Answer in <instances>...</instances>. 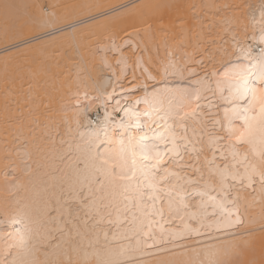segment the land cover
Returning a JSON list of instances; mask_svg holds the SVG:
<instances>
[{
	"label": "snow or ice",
	"instance_id": "snow-or-ice-1",
	"mask_svg": "<svg viewBox=\"0 0 264 264\" xmlns=\"http://www.w3.org/2000/svg\"><path fill=\"white\" fill-rule=\"evenodd\" d=\"M56 7L0 0L6 49L25 29L65 37L0 76L4 123L32 145L4 150L0 264H264V0ZM83 14L103 22L80 31ZM58 55L60 106L25 125L18 97ZM33 164L45 179L25 189Z\"/></svg>",
	"mask_w": 264,
	"mask_h": 264
},
{
	"label": "bare ground",
	"instance_id": "bare-ground-1",
	"mask_svg": "<svg viewBox=\"0 0 264 264\" xmlns=\"http://www.w3.org/2000/svg\"><path fill=\"white\" fill-rule=\"evenodd\" d=\"M14 1L20 2V3L22 1L23 2L25 1V3H28V4L34 2V0H14ZM49 1L51 2V5L55 6V3L57 4V1H54V0H49ZM72 1L74 2L73 5L88 3V2H102L105 5H116V4H120L124 2V0H72ZM169 1L170 0H138V2L141 4L166 3ZM175 1H178V0H175ZM199 2L200 3L201 2L211 3L213 2V0H200L197 3L199 4ZM216 2L220 4L233 3V2L239 3L241 2V0H216ZM257 2L259 3V0ZM173 3L175 4L176 2L173 1L171 4ZM247 3L253 4L251 0H247ZM255 3L254 5H257V3L256 4ZM55 10L59 11L62 15L73 11L71 6L65 7V8L56 7ZM75 11L79 12L80 10L76 9ZM122 18H125V17L119 16L116 21ZM83 19L85 20V23L77 26L78 30L80 31H86L89 28L93 30H97L98 25L103 22L102 18L100 17H98L96 21H92L88 18L87 14H83ZM125 19H128V18H125ZM136 19H138V17ZM195 32H196V29L193 31V37L195 36ZM19 38L21 39L16 41L15 47L11 44L7 45V49L5 48V46L0 47V70L5 68L6 62L8 65H16L17 63L22 62L24 58L26 57L38 56L40 54L39 48L41 44H47L53 47L58 46L60 43L63 42L65 37L62 36L60 33H55L54 35L49 36L46 33L41 32V31H37L36 34L33 35L31 29H25L21 37ZM193 43H195L194 39H193ZM189 52H191V49H189ZM72 55H75V53H72V52L68 53V56H72ZM84 55L89 60L90 66H91L92 57L88 53H84ZM153 55H154V51H153ZM161 55H163V49H161ZM68 56L61 57L58 55L55 61H52L49 64L47 72L46 73L41 72L39 77H37L38 82L37 80L33 81L31 91H29L28 85L25 84L24 89H23L24 94L18 97L20 101L19 103L20 112L24 113L26 117L24 121L25 125L31 124L33 119H37L41 123H48V121L46 120V116L51 113H46L45 108L50 107L53 110H55L60 106L61 97L68 87V84L66 83V81H68L69 75L73 74L72 67H73L74 61L69 59ZM145 58L147 59V55ZM96 59L98 61L99 58L97 57ZM57 61H59V66H57V63H56ZM92 71H93L94 77H102V82L107 81L111 75V72L109 70H104L101 72L99 67L92 69ZM29 111L33 113L31 117L27 115ZM13 113L19 114L16 112V106L13 107ZM91 114L94 116L93 117L89 116V119L96 121L97 119H99L100 116H102V110L98 113L94 109L92 110ZM15 127H16L15 125L6 126L4 123L3 96L0 95V205H2L3 198L5 195L4 188H3V185H4L3 172H4V166H5V161L3 157L5 155V151H4L5 147L7 146L8 150L12 151L13 154H15L14 150L19 149L21 145H27L29 149H31L32 147L31 137L27 135L28 128L25 127L24 135L17 138L15 134ZM6 128H7V131H6ZM19 175H20V183L25 186V189H27L31 184H39L45 179L43 172L36 170L35 164H33V174L31 176L23 172H20ZM26 194H27L26 191L21 192L22 196ZM255 238L259 242L260 234L257 233Z\"/></svg>",
	"mask_w": 264,
	"mask_h": 264
},
{
	"label": "rangeland",
	"instance_id": "rangeland-1",
	"mask_svg": "<svg viewBox=\"0 0 264 264\" xmlns=\"http://www.w3.org/2000/svg\"><path fill=\"white\" fill-rule=\"evenodd\" d=\"M54 1H57V4L55 3V6H57V8H65V7H69V6H72L73 5V1L72 0H69V1H67V0H54ZM174 2H176L175 4H177L179 1V3L180 4H193V3H196V4H198L197 2L198 1H200V0H178V1H175V0H173ZM173 1H169V2H173ZM196 1V2H195ZM258 1V0H257ZM257 1H255V0H251V2L253 3L252 5H254V3L256 2L257 4H258V2ZM14 2H16V1H14ZM40 2L41 3H43V4H45V5H51V2L49 1V0H40ZM61 2V3H60ZM169 2H166V3H169ZM16 3H19V4H28V3H25V1L23 2H16ZM170 3V4H171ZM178 3V4H179ZM200 3V2H199ZM255 3V4H256ZM174 4V3H173ZM173 15V16H172ZM172 15H170V16H165V19H164V21H163V24L164 25H168V26H171L172 25V22L175 20V13H173ZM189 15H190V13H189ZM137 18V17H136ZM125 19V18H122V19H119L118 21H116L117 23H120L122 26H129V25H136V27L137 28H144V27H147V25H145V24H143L142 23V20L138 17V19ZM169 21V22H168ZM2 24H3V21H2V19H0V26H2ZM156 25H157V27H159V26H161V22L160 21H156V23H155ZM155 25V26H156ZM175 27L176 28H179L180 27V24L179 23H177L176 25H175ZM130 31L131 30H133V29H129ZM195 29H193V31H194ZM19 39H21V38H18L17 40H19ZM178 42V41H177ZM2 46H4L3 44H1L0 45V47H2ZM14 65H8V70L10 71V70H12V67H13ZM4 71H5V68H3L2 70H0V76L1 75H3V73H4ZM89 116H94V115H92L91 113H90V115Z\"/></svg>",
	"mask_w": 264,
	"mask_h": 264
}]
</instances>
